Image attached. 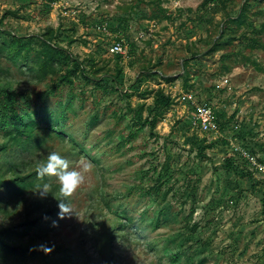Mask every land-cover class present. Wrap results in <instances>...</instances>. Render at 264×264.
Wrapping results in <instances>:
<instances>
[{
    "label": "rangeland",
    "instance_id": "obj_1",
    "mask_svg": "<svg viewBox=\"0 0 264 264\" xmlns=\"http://www.w3.org/2000/svg\"><path fill=\"white\" fill-rule=\"evenodd\" d=\"M0 90L37 122L0 127V264H264V0H0ZM204 105L219 134L192 125ZM52 151L90 166L79 217L37 177Z\"/></svg>",
    "mask_w": 264,
    "mask_h": 264
},
{
    "label": "trees",
    "instance_id": "obj_2",
    "mask_svg": "<svg viewBox=\"0 0 264 264\" xmlns=\"http://www.w3.org/2000/svg\"><path fill=\"white\" fill-rule=\"evenodd\" d=\"M43 38V37H42ZM52 38V37H51ZM42 40H45L44 38ZM44 46H46L49 51L51 52V55H53V58H55L57 55H61L63 48L59 46H50L46 41H43L42 43ZM28 49L25 50V54L28 55L29 52L32 50V43L27 42L25 43L21 37H18L14 35L12 37L11 41H9V47H17L19 48L20 53L24 51V49L27 47ZM119 55V54H116ZM58 56V57H59ZM120 56V55H119ZM54 60V59H52ZM76 69L80 70L79 66L76 64ZM76 69L71 70L69 69L68 72L62 76V78L59 80L58 83H64V82H72L70 79V74L76 73ZM16 92L15 91H10L9 94L4 93L2 90H0V127L2 129H5L6 131L11 132L13 134V138L22 141L25 137L29 136V133L25 131V129H33L36 128L37 122L32 121V122H25L24 123V114H20L18 109L21 107L22 110L24 109L22 101L16 97ZM28 102V101H27ZM9 104V106H8ZM171 105V99L167 97L162 91L158 93L157 98L155 99V112L150 119H145L146 122H149L151 127L154 128L159 121V116L162 114V110L164 106H170ZM23 121V122H22ZM144 121V122H145ZM26 127H22V125ZM12 128V129H10ZM28 134V135H27ZM26 138V139H27ZM24 183H21L20 185H23ZM1 188V186H0ZM50 212L52 210H47L43 215L42 218L45 219L46 217L49 216ZM38 222V221H35ZM29 224H31L29 222Z\"/></svg>",
    "mask_w": 264,
    "mask_h": 264
},
{
    "label": "clouds",
    "instance_id": "obj_3",
    "mask_svg": "<svg viewBox=\"0 0 264 264\" xmlns=\"http://www.w3.org/2000/svg\"><path fill=\"white\" fill-rule=\"evenodd\" d=\"M90 170V166L87 164L82 165L80 169L71 167L70 161L56 151L50 152L47 155L46 162L37 166L36 174L39 179L54 177L59 183L60 195L59 198L55 197L58 200V208L60 210L58 213L59 219H64L65 217L71 218L73 215L79 217L70 201L78 189L85 183V173ZM35 192L40 198H46L50 194V185L48 183L37 185V191ZM53 227H58L56 221H53ZM39 248L46 254H50L53 251V248L43 244Z\"/></svg>",
    "mask_w": 264,
    "mask_h": 264
},
{
    "label": "built area",
    "instance_id": "obj_4",
    "mask_svg": "<svg viewBox=\"0 0 264 264\" xmlns=\"http://www.w3.org/2000/svg\"><path fill=\"white\" fill-rule=\"evenodd\" d=\"M102 31L108 33V26L106 23L102 25ZM109 52L112 55L121 54L126 52L123 41L115 40L109 46ZM192 125L197 127V129L205 134H219L221 127L218 125L214 118L211 107L204 105L198 106L192 115Z\"/></svg>",
    "mask_w": 264,
    "mask_h": 264
}]
</instances>
